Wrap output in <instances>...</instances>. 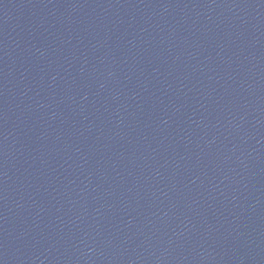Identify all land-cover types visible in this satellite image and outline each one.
Listing matches in <instances>:
<instances>
[{"label": "water", "instance_id": "water-1", "mask_svg": "<svg viewBox=\"0 0 264 264\" xmlns=\"http://www.w3.org/2000/svg\"><path fill=\"white\" fill-rule=\"evenodd\" d=\"M0 264H264V0H0Z\"/></svg>", "mask_w": 264, "mask_h": 264}]
</instances>
